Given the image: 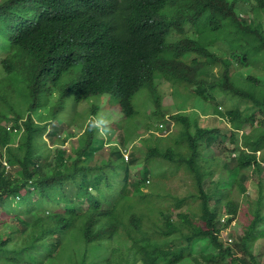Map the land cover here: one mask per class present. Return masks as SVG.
I'll list each match as a JSON object with an SVG mask.
<instances>
[{"label":"trees","instance_id":"16d2710c","mask_svg":"<svg viewBox=\"0 0 264 264\" xmlns=\"http://www.w3.org/2000/svg\"><path fill=\"white\" fill-rule=\"evenodd\" d=\"M263 15L264 0H0V264H264ZM68 96L89 117L75 139Z\"/></svg>","mask_w":264,"mask_h":264},{"label":"rangeland","instance_id":"374dc122","mask_svg":"<svg viewBox=\"0 0 264 264\" xmlns=\"http://www.w3.org/2000/svg\"><path fill=\"white\" fill-rule=\"evenodd\" d=\"M253 2V0H251ZM242 16H244V19L252 16V13H242ZM263 18H264V15H263ZM249 69H245L243 70V72H248ZM164 87L166 88V91H167V95L165 96L164 100H163V105L164 106H171L173 104V98H172V95L170 93V89L168 88L169 86L167 85H164ZM138 100V97H136L135 101ZM67 103H68V107L66 108V110L60 114V122L58 123V125L60 126L59 130H61L62 128H65V124H70L72 127H71V130L73 131L74 134H72V138L69 137V134H67L66 130L65 131H62L61 135L63 136V138H70V139H75L76 137L75 136H78L81 131H79V128L78 126H75L77 125L78 123H83L85 122V120H87L89 117H88V114L87 112H83V111H79L77 108L81 107L82 105H78V106H75L72 104L71 100H70V96H68V99H67ZM105 106L103 108L102 111H105L102 113V115H100V117H97V120H96V125L97 127L99 128L98 130V136L103 135V148L106 149L107 145L110 143V142H114L116 143V141H111L110 140V134L111 132L109 131H105V129H103L104 127H102L104 124H107L111 121H115L117 119L120 118V113L118 112V109L115 107V108H111L110 105L105 102ZM148 108L146 109V112L148 113ZM176 111V109H173L172 110V113H174ZM199 111V110H198ZM166 113H169V112H166ZM185 115H187L191 120H193L194 118H196L197 116H199V120L201 121V123L204 125L207 121V118L208 116L206 115H201L200 112H197L196 110H191L190 108L188 109L187 112H185ZM169 116V115H168ZM143 121H146L147 123L150 122L149 120V117H144L143 118ZM164 124L166 123H169L170 122V118H167L165 117L164 119ZM163 122H158V124H163ZM206 124L208 125H214V124H217L216 121H209L207 122ZM86 125V123L84 124V126ZM163 126V125H162ZM139 127L141 128V130H139V133L143 136H146L147 132L145 131V126L142 125V123L140 122L139 123ZM52 128V127H51ZM249 128L248 126H246V129ZM102 131V132H101ZM160 133V132H157V134ZM113 136H116V138L118 137V134L116 132L113 133ZM48 136L45 137V139H47ZM49 143L50 140H48ZM74 140H71V141H68L66 144H65V148H67L68 150H70V148L75 145L76 143H73ZM136 144L137 146H140L141 145V141L140 139H137L135 142H131V143H128L125 148L123 149V152L124 154H129V153H132V150H133V147H135ZM226 146L230 147L231 145L227 142L226 143ZM124 150H127V151H124ZM142 149L140 150H137L136 151V154L135 156L137 157H141L142 156ZM126 156V155H125ZM139 167V165H136V166H133L131 169H133V171H136V169ZM250 186V185H249ZM5 218V217H4ZM8 219V218H7ZM234 226L231 225L230 226V229H223V236H226V237H229L230 234H231V231L233 230ZM230 230V231H229ZM261 243H256V246H255V253L258 255V256H261L263 255L262 257V261L264 262V249L261 248Z\"/></svg>","mask_w":264,"mask_h":264},{"label":"clouds","instance_id":"9594fccd","mask_svg":"<svg viewBox=\"0 0 264 264\" xmlns=\"http://www.w3.org/2000/svg\"><path fill=\"white\" fill-rule=\"evenodd\" d=\"M111 26V25H110ZM13 126V124L11 123V124H9V126H8V128L7 129H11V127ZM4 163V165H6L7 167H8V165H7V163L4 161L3 162Z\"/></svg>","mask_w":264,"mask_h":264}]
</instances>
